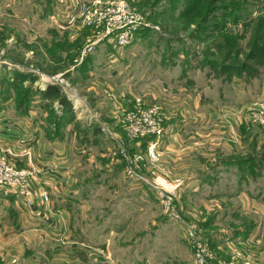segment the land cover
Here are the masks:
<instances>
[{
    "label": "rangeland",
    "instance_id": "obj_1",
    "mask_svg": "<svg viewBox=\"0 0 264 264\" xmlns=\"http://www.w3.org/2000/svg\"><path fill=\"white\" fill-rule=\"evenodd\" d=\"M71 2L0 6V110L36 111L48 140L83 149L65 167L79 180L66 206L70 235L53 237L107 241L113 264H198L188 224L221 257L264 264V130L250 117L264 99V0H216L205 20L194 18L195 0H132L151 26L127 46L102 42L91 52L94 31L48 15ZM241 64L238 73L225 67ZM50 84L76 104L64 123L61 104L40 95ZM110 91L120 113L136 102L163 110L160 161H134L148 180L127 173L121 151L138 159L151 138H128L122 115L109 116Z\"/></svg>",
    "mask_w": 264,
    "mask_h": 264
},
{
    "label": "crops",
    "instance_id": "obj_2",
    "mask_svg": "<svg viewBox=\"0 0 264 264\" xmlns=\"http://www.w3.org/2000/svg\"><path fill=\"white\" fill-rule=\"evenodd\" d=\"M71 1L64 0V6ZM79 1L91 0H75L74 6ZM50 14V18L57 15L60 21L66 20L65 13L60 16ZM108 96L109 116L118 122V95L110 91ZM121 99L124 104L130 100L126 96ZM39 108L40 103L35 106L36 110ZM46 137L40 113L31 111L29 116L20 117L0 110V150L17 167L33 170L36 181L34 192L28 197L31 203H27V197L15 189L0 185V264H113L107 241L53 237L55 232L69 230L66 206L78 192L72 182L79 180L78 175L73 178L70 171L65 172V167L69 154L83 149L74 142L50 141ZM41 187L48 190L47 202L41 199ZM49 230L51 236L46 233ZM5 247H10L11 260L8 262L4 258Z\"/></svg>",
    "mask_w": 264,
    "mask_h": 264
},
{
    "label": "built area",
    "instance_id": "obj_3",
    "mask_svg": "<svg viewBox=\"0 0 264 264\" xmlns=\"http://www.w3.org/2000/svg\"><path fill=\"white\" fill-rule=\"evenodd\" d=\"M131 2L132 0L79 1L72 7L74 8L71 9L72 12L70 10L65 13L66 20L63 22L67 27L80 26L94 31L92 39L86 47L88 52L94 50L102 42L107 43L110 47L112 45L124 47L134 40L140 29L151 26L147 23L144 15L133 8ZM72 107L76 108L74 102H72ZM120 114L128 138L132 136L151 138L145 153L140 154L138 159L128 156L124 149L121 151V156L125 159L127 173L135 175L143 181L148 180L147 175L136 170L137 166L134 161L142 162L143 168L155 166L160 161L161 152L157 145L165 129L163 110L154 103L136 102ZM250 117L261 129H264V99L253 103V106L250 107ZM160 181V183L153 182L158 189L164 186L165 179H160ZM35 182L33 170L17 167L0 150V185L15 189L27 197V203H31V199L28 197L34 192ZM39 192L41 199L47 202L49 200L48 190L41 187ZM186 227V236L191 242L198 264H251L248 260L240 258L221 257L202 243L194 234L192 226L186 224Z\"/></svg>",
    "mask_w": 264,
    "mask_h": 264
},
{
    "label": "trees",
    "instance_id": "obj_4",
    "mask_svg": "<svg viewBox=\"0 0 264 264\" xmlns=\"http://www.w3.org/2000/svg\"><path fill=\"white\" fill-rule=\"evenodd\" d=\"M215 1L216 0H195L196 7H195V14H194L195 17L194 18L195 19H199L200 17H202L201 20H205V18H206L205 14L209 13L210 10H213V9L217 8L216 7L217 5H215ZM258 29L260 30V32L262 30H264V19L261 20ZM85 30L89 31L91 29L85 28ZM225 67L230 72L238 73L239 70H241L242 68H246V65L245 64H241V65H237V66L226 65ZM35 76H34V79L36 78ZM39 90H40L39 91L40 95L43 98H46L47 100L48 99L49 100L50 99L51 100H56L57 99V101L61 104V109H60L61 113L59 115H57V116H58L59 122H63L64 123L65 120H66V117L68 115L69 108L72 109V105H71L70 100H67L66 97L59 92L58 87L56 85H54V84L47 85L45 89H43V90L39 89ZM26 100H27V96H26ZM22 102H23L22 100L19 101V103L17 105L19 107V109H22V107H23V103ZM19 111H21V110H19ZM65 111H67V112H65Z\"/></svg>",
    "mask_w": 264,
    "mask_h": 264
}]
</instances>
